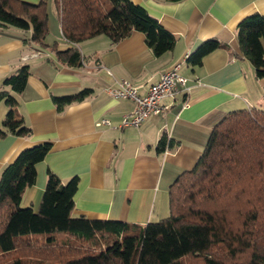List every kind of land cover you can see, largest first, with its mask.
Segmentation results:
<instances>
[{
	"label": "crops",
	"instance_id": "obj_1",
	"mask_svg": "<svg viewBox=\"0 0 264 264\" xmlns=\"http://www.w3.org/2000/svg\"><path fill=\"white\" fill-rule=\"evenodd\" d=\"M131 1L175 37L171 51L156 57L138 31L116 43L97 36L75 45L82 64L69 67L58 62L54 52L27 43L31 29H0V89L15 70L29 67L24 90L13 95L16 113L31 129L27 137L0 139V174L21 151L50 143V151L35 166L36 182L25 190L22 207L38 211L47 173L51 172L62 184L78 179L73 218L140 226L158 222L169 215L170 186L202 154L211 120L217 114L264 107V78H256L252 64L239 54L236 38V27L243 18L252 13L264 15V0ZM210 39L223 47L206 55L200 66L191 67L187 56ZM57 40L58 49L73 46L62 37L60 24ZM176 65L187 80L188 93L162 99L160 104L168 108L161 115L148 117L139 127L120 128L134 103L113 99L109 90L126 80L139 96H145L150 85ZM83 89H91V95L56 110L53 97L74 95ZM7 111L0 103V127ZM102 120L109 126H96ZM163 134L177 145L158 152Z\"/></svg>",
	"mask_w": 264,
	"mask_h": 264
},
{
	"label": "trees",
	"instance_id": "obj_2",
	"mask_svg": "<svg viewBox=\"0 0 264 264\" xmlns=\"http://www.w3.org/2000/svg\"><path fill=\"white\" fill-rule=\"evenodd\" d=\"M53 1L62 37L73 46L61 50L56 42L46 43L44 0H0V29H31L26 42L54 52L56 60L69 67L82 64L75 45L97 36L116 43L138 31L156 57L175 45V37L131 0ZM236 38L239 54L252 64L256 78H264V15L243 18ZM221 47L214 39L206 40L186 62L200 66L206 55ZM28 76L29 67L23 65L1 84L0 103L8 111L0 139L31 134L16 113L13 95L24 90ZM91 93L83 89L53 97V103L61 111ZM215 117L195 165L170 186L168 217L143 226L71 217L78 179L62 184L51 172L38 211L22 207L25 190L36 182L35 166L50 151V143L21 151L0 174V264H183L187 259L203 264H264V108ZM176 145L163 134L156 149L165 152Z\"/></svg>",
	"mask_w": 264,
	"mask_h": 264
},
{
	"label": "built area",
	"instance_id": "obj_3",
	"mask_svg": "<svg viewBox=\"0 0 264 264\" xmlns=\"http://www.w3.org/2000/svg\"><path fill=\"white\" fill-rule=\"evenodd\" d=\"M178 69L179 65H176L163 72L159 80L150 85L145 96H139L137 89L126 80L117 82V86L109 90L113 99H129L134 103L133 111L122 118L120 128L139 127L148 117L161 115L168 108L160 104L162 99L181 92L188 93L187 80L178 73ZM101 125L109 126V122L102 120L96 123V126Z\"/></svg>",
	"mask_w": 264,
	"mask_h": 264
},
{
	"label": "rangeland",
	"instance_id": "obj_4",
	"mask_svg": "<svg viewBox=\"0 0 264 264\" xmlns=\"http://www.w3.org/2000/svg\"><path fill=\"white\" fill-rule=\"evenodd\" d=\"M46 3L47 13H48V35L46 37V42L52 44L57 40L59 33V22L58 13L53 0H44ZM264 108V107H263ZM183 264H203L200 260L187 259Z\"/></svg>",
	"mask_w": 264,
	"mask_h": 264
}]
</instances>
